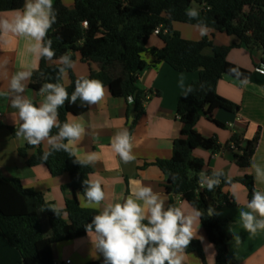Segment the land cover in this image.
Here are the masks:
<instances>
[{
	"label": "trees",
	"instance_id": "trees-1",
	"mask_svg": "<svg viewBox=\"0 0 264 264\" xmlns=\"http://www.w3.org/2000/svg\"><path fill=\"white\" fill-rule=\"evenodd\" d=\"M24 2L0 0V12L20 10ZM195 4L203 7V11L195 20L189 19L186 10ZM53 7L56 22L49 30L46 41L52 40L55 55L51 59L41 57L39 68L32 73L30 87L36 92H40L46 83L61 84L70 97L78 77L70 71V82L64 84L60 58L67 55L73 61L80 54L84 62L96 65L99 70V74L92 72L87 78L102 81L114 97H132L140 116L144 108L138 78L149 66L147 57L152 58L153 67L163 62L179 73H199L198 80L186 89L180 99L178 116L183 127L180 139L175 142L173 158L158 161L157 166L168 176L167 192L181 195L195 210L204 213L200 220L215 247V264H233L225 232L228 221L216 215L214 205H235L234 199L224 195L222 190L224 186L236 182L246 187L250 201L252 193L257 191L255 180L251 174L240 179L219 174L215 176L221 179L220 186L212 191L206 188L198 192L206 163L194 156L195 151L203 148L217 154L223 146L217 139L201 135L197 125L203 116L213 120L212 114L216 110L230 113L238 110V106L218 95L217 85L226 76L249 80L252 72L229 61L231 50L239 46L215 45L214 33L237 36L240 46L257 47L264 52V0H76L73 9L67 8L62 0H54ZM175 23L207 27L210 35L199 41L187 40L175 31ZM157 29H160L158 36L163 47H143L142 41L153 36ZM208 49L212 50V55L205 54ZM88 110L89 104L83 103L79 97L74 104L66 101L58 109V122L62 125L68 121L69 114L81 116ZM58 132L59 128L54 127L50 135L55 137ZM260 137L259 128L244 148L242 137L238 134H234L227 143L241 168H251ZM59 143L66 144L67 141ZM231 144H234L233 149ZM34 148L27 143L18 150L19 155L27 160L29 167L45 166L54 176L67 174L70 182L66 188H71L75 197L68 200L65 210H59L57 214L41 193L25 188L18 179L0 175V264H55L53 246L85 237V225L99 213L82 207L80 201L81 197L87 202V184L84 181L91 180V167L80 164L76 156L52 147L46 160L42 159L45 152L42 149L29 156L28 151ZM210 207L212 215L208 214ZM42 211L47 218V227L41 223ZM185 251L197 253L205 260L199 240H192Z\"/></svg>",
	"mask_w": 264,
	"mask_h": 264
},
{
	"label": "crops",
	"instance_id": "crops-1",
	"mask_svg": "<svg viewBox=\"0 0 264 264\" xmlns=\"http://www.w3.org/2000/svg\"><path fill=\"white\" fill-rule=\"evenodd\" d=\"M62 1L69 9H73L76 2ZM196 9L199 14L203 11L200 6ZM15 14L16 10L0 12V18H11ZM176 26L174 25L175 31L183 37L186 35L184 38L188 40L199 41L210 35L209 31L207 35L201 36L200 27ZM157 36L154 34L143 40L142 46L161 49L163 42L158 40ZM213 40L217 46H239L231 50L229 61L250 70L252 76L246 81L231 77H224L219 81L218 95L238 106V110L233 113L216 110L212 114L213 120L205 116L201 118L197 125L198 132L204 137L217 139L223 148L217 154L208 150H196L197 154L194 153V156L205 161L204 173L223 174L231 179H240L251 174L255 180L256 167L264 169V73L259 71L264 68V52L257 47L250 49L245 45L240 46L239 37L226 33L215 32ZM31 43L29 38L10 32L0 36V175L20 180L25 188L41 193L53 208L63 211L67 201L75 196L71 188H66L70 182L69 176H54L45 166L29 167L27 160L18 152L27 142L15 135V130L22 121L18 118V110L11 107V100L20 96L39 106L47 94H40L31 89V76L21 81L24 85L23 92H15L10 87L11 79L16 73L27 71L32 75L39 68L41 57L27 50ZM212 53L211 49L205 51L206 55ZM146 61L149 66L138 78V87L143 93L144 113L139 116L134 102L129 103L126 98L114 97L111 91L105 88L104 98L99 103L89 104V110L85 114L68 115V122H79L85 129L81 140L71 147L80 159L86 160L89 154L95 153V160L86 164L93 170L91 181H99L106 195L100 205L91 207L92 209L100 212L109 204L123 203L139 187L147 186L164 200L165 209L178 206L188 214L195 209L183 200L181 195L167 192L168 176L157 166V162L173 158L175 142L180 139L183 127L178 116L180 99L186 89L198 80L199 73H179L163 62L153 67L151 57H147ZM72 62L71 67L63 62L59 63L64 69L65 85L70 82V71L78 78L89 77L92 72L99 74L97 66L84 62L80 54H77ZM216 121L222 126L217 125ZM259 128L261 137L251 168L243 169L235 161L234 153L227 148V143L234 134H238L242 137L244 148ZM125 130L131 137L132 152L135 156L130 163H124L111 147L113 137ZM60 141L57 140V143ZM233 145L230 146L232 149ZM50 148L47 141H44L40 146L29 150L28 154L32 156L39 149L48 151ZM255 186L257 191L264 192V183L255 180ZM222 191L231 200L233 198L235 203L214 205L216 215L228 221L225 232L233 264H264V230L250 234L244 230L240 218L241 212L250 211L246 207L249 201L248 190L236 182L224 186ZM80 201L81 204L86 203L81 197ZM41 223L47 227L44 211L41 212ZM195 227L196 235L193 240L201 242L205 260L203 261L197 253L185 251L184 264H215L216 250L208 239L200 219ZM53 257L55 264H66V261H70V264H104L102 253L93 246L88 234L73 242L54 245Z\"/></svg>",
	"mask_w": 264,
	"mask_h": 264
},
{
	"label": "clouds",
	"instance_id": "clouds-1",
	"mask_svg": "<svg viewBox=\"0 0 264 264\" xmlns=\"http://www.w3.org/2000/svg\"><path fill=\"white\" fill-rule=\"evenodd\" d=\"M186 15L195 20L199 12L193 7L186 10ZM55 22L53 0H25L22 10H16L14 16L0 18V36L10 32L29 38L32 41L27 49L30 53L51 59L55 52L51 47L52 40L46 41V37ZM208 32L207 27H200L201 36L207 35ZM60 59L69 67L73 65L67 55ZM60 71L63 73L64 69L61 68ZM30 76L31 72L27 71L16 73L10 82L11 89L23 92L24 85L21 81ZM44 93L47 94L39 106L20 96L11 100V107L18 110V118L22 121L15 130L16 137H22L32 147H38L47 141L54 150H64L71 156H77L70 146L81 140L85 129L79 122L66 121L61 125L58 122V109L66 101L74 104L78 97L86 104L99 103L106 93L104 84L98 79L82 76L75 81V90L70 97L61 84H44L40 94ZM128 100L129 103L134 102L132 97ZM54 127L59 128L55 137L50 135ZM57 140H66L67 143H57ZM111 147L124 163L135 159L131 137L126 130L113 137ZM50 155L51 152L45 151L42 159L46 160ZM95 158V153H92L86 160L77 156V161L83 165L93 162ZM255 180L264 183V169L258 166ZM84 183L87 184V202L82 204V207L99 206L106 195L100 182L85 180ZM219 184V179H208L207 190L212 191ZM201 187H204V184H201ZM246 207L250 211L240 213L244 230L250 234L264 230V192L254 191ZM55 211L59 214L58 209ZM203 214L199 210L186 214L185 210L178 206L165 209L164 200L153 193L151 187L141 186L123 203L109 204L94 215L91 223L85 225V231L93 246L102 253L104 264H184L185 250L195 238V226ZM208 214H213L211 207ZM145 220L147 223H144Z\"/></svg>",
	"mask_w": 264,
	"mask_h": 264
},
{
	"label": "built area",
	"instance_id": "built-area-1",
	"mask_svg": "<svg viewBox=\"0 0 264 264\" xmlns=\"http://www.w3.org/2000/svg\"><path fill=\"white\" fill-rule=\"evenodd\" d=\"M85 26H87V23H85ZM154 34L155 35H159L160 34V29L155 30ZM259 71L264 73V68L259 69ZM208 179H217V178L212 173H203L202 178H201V180L198 183V190H197L198 192H201V191H203V190H205L207 188L206 183H207ZM219 181H220V184H219V186H220L222 181H221V179H219ZM201 184H204V187H201ZM70 263H71L70 261H66V264H70Z\"/></svg>",
	"mask_w": 264,
	"mask_h": 264
},
{
	"label": "rangeland",
	"instance_id": "rangeland-1",
	"mask_svg": "<svg viewBox=\"0 0 264 264\" xmlns=\"http://www.w3.org/2000/svg\"><path fill=\"white\" fill-rule=\"evenodd\" d=\"M195 7L194 8H196V7H198L196 4L194 5ZM175 25H177L176 27H191V26H189V25H187V24H181V23H175ZM186 35H184V37H185ZM150 37H152V36H150ZM183 37V36H182ZM183 37V38H184ZM157 38H158V40H160L161 41V38L159 37V36H157ZM188 40V39H187ZM226 77H229V76H226ZM224 111V110H223ZM227 112V111H226ZM230 113V112H229ZM198 151H207V150H205V149H203V148H199V149H197ZM196 152V151H195ZM195 154H197V153H195Z\"/></svg>",
	"mask_w": 264,
	"mask_h": 264
},
{
	"label": "water",
	"instance_id": "water-1",
	"mask_svg": "<svg viewBox=\"0 0 264 264\" xmlns=\"http://www.w3.org/2000/svg\"><path fill=\"white\" fill-rule=\"evenodd\" d=\"M75 197V196H74Z\"/></svg>",
	"mask_w": 264,
	"mask_h": 264
}]
</instances>
